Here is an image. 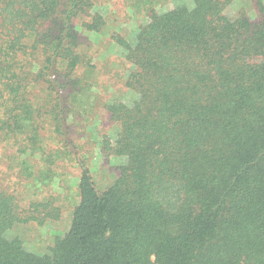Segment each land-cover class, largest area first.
Segmentation results:
<instances>
[{
  "label": "trees",
  "instance_id": "obj_1",
  "mask_svg": "<svg viewBox=\"0 0 264 264\" xmlns=\"http://www.w3.org/2000/svg\"><path fill=\"white\" fill-rule=\"evenodd\" d=\"M236 1L125 0L111 72L84 39L110 0H0V264H264V0ZM67 168L31 251L8 232L62 221Z\"/></svg>",
  "mask_w": 264,
  "mask_h": 264
},
{
  "label": "rangeland",
  "instance_id": "obj_2",
  "mask_svg": "<svg viewBox=\"0 0 264 264\" xmlns=\"http://www.w3.org/2000/svg\"><path fill=\"white\" fill-rule=\"evenodd\" d=\"M100 1L104 2V0ZM110 1L113 3V6L111 3H104L100 5L102 13L109 15L108 11L111 8L115 13L109 16V24L105 27L102 35L97 37L94 33L86 32L84 39L86 44L89 42L98 43L97 45L99 47V51L94 53V63L103 65L104 70L109 69L112 72L115 70L119 71L122 68V64L116 61V58L119 57V47L117 43L110 38V36L114 32H118L124 36L131 37L133 31L137 28V21L134 18H128L129 12L131 13L132 11L130 8L126 7L125 0ZM245 1L246 0H237L234 4L235 8L242 7ZM167 7H169V5ZM122 93V97H125L127 100H130L133 97L132 93L128 90ZM89 135L91 137L94 136V131H91ZM103 162L104 158L99 154L93 155L90 160V164L94 167L96 173L95 175L98 178L99 185H104L113 179L112 172L108 171V168L104 167ZM117 163L118 162L115 159H112L108 166L115 165ZM3 169H6L5 165H3ZM65 171H68L69 173H67L69 174V177H72L71 190L69 193L66 191L64 192L62 188H59L58 183L54 186V189L60 190L61 197L63 199L62 202L64 205V211L62 221L59 220L52 223L49 222L44 226H36L34 224L19 225L8 232L10 237L20 235L25 242V246L31 251L39 253L46 252L53 242L54 235L56 233H62L70 219V205L73 203L77 192L76 185L78 179L76 178V175L78 172L76 168H70L69 170L67 168ZM20 184L23 185V182L20 181Z\"/></svg>",
  "mask_w": 264,
  "mask_h": 264
}]
</instances>
